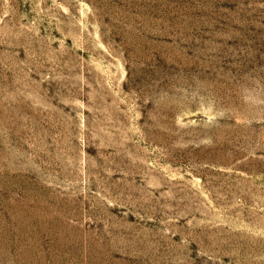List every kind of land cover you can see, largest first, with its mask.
<instances>
[{"label":"rangeland","instance_id":"rangeland-1","mask_svg":"<svg viewBox=\"0 0 264 264\" xmlns=\"http://www.w3.org/2000/svg\"><path fill=\"white\" fill-rule=\"evenodd\" d=\"M0 264H264V0H0Z\"/></svg>","mask_w":264,"mask_h":264}]
</instances>
